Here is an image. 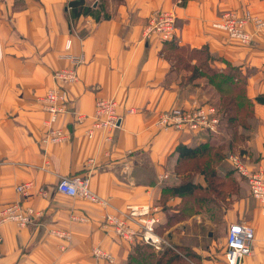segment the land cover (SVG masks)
<instances>
[{"label": "crops", "instance_id": "obj_1", "mask_svg": "<svg viewBox=\"0 0 264 264\" xmlns=\"http://www.w3.org/2000/svg\"><path fill=\"white\" fill-rule=\"evenodd\" d=\"M70 1L0 0V207L18 201L39 212L27 226L8 222L0 227V264H130L139 245L148 246L155 256L172 248L183 257L181 248L191 257L189 263L226 264L224 236L235 222L254 229L251 252L241 264H264V201L251 196L238 173L233 175L238 196L222 214L225 235L219 247L202 239V225L214 223L199 213L168 223V215L177 213L182 200L164 190L180 183L177 172H182L184 161H191L176 149L205 141L219 144L216 138L227 131L219 114V136L155 125L158 113L173 106L214 105L204 101L207 92L201 87L208 84L206 76L186 79L188 71L175 66L167 45L197 53L202 49L208 68L231 67L241 78L242 95L251 105L240 127L248 126L250 134L237 155L248 169H261L264 176V46L257 39L241 43L212 27L231 9H248L264 18V0H81L77 16ZM172 8L174 39H144L150 13ZM90 10L100 19L95 20ZM68 37V52L83 60L76 67L77 79L62 84L52 75L73 67L61 57ZM189 62L194 65L197 60L191 57ZM56 86L67 91L68 111L48 126L42 99ZM109 97H115L122 115L118 127L109 131L111 140L106 141L101 131L87 137L96 100ZM73 112L86 118L77 121ZM50 127L62 129L66 139L46 141ZM229 162L224 158L216 166L219 175L231 171ZM63 177H88L89 189L100 201L59 193L56 185ZM193 181L203 185V174H194ZM25 182L32 183L27 195L16 190ZM141 207L148 211L145 216L127 220L134 231L131 240L121 238L104 220L105 214L125 216L130 208ZM152 215L159 218L154 235L164 239L159 249L141 238L139 219ZM52 228L66 230L69 239L55 236ZM95 246L110 253L113 263L93 256Z\"/></svg>", "mask_w": 264, "mask_h": 264}, {"label": "built area", "instance_id": "obj_2", "mask_svg": "<svg viewBox=\"0 0 264 264\" xmlns=\"http://www.w3.org/2000/svg\"><path fill=\"white\" fill-rule=\"evenodd\" d=\"M90 23V19L87 20ZM212 27L224 32L229 38L236 39L241 43L250 44L256 39L264 46V18L251 13L248 9L226 10L212 22ZM176 34V14L174 9L155 10L150 13L148 23L143 30V38L146 40L157 38L161 41L174 39ZM71 38L65 41L66 53L61 57L70 60L73 67L57 70L53 73L55 81L68 84L77 79L76 67L82 62L80 55L70 54ZM43 103L48 113V126L55 122L56 118L68 111V95L65 88L56 86L47 90L43 97ZM118 102L115 97L100 98L95 102V110L92 123L86 129L87 137L92 138L97 131L104 132V139L111 140L110 132L118 127L122 115L118 112ZM77 121H83L86 116L72 113ZM220 119L217 108L214 105L193 103L190 108L173 106L158 113L155 125L160 129L185 130L188 132L217 133ZM66 139V133L60 128L50 127L46 141L61 142ZM229 161L234 170L245 178L249 186L251 196L259 202L264 201V176L261 169L250 170L243 163L239 155H230ZM164 174L162 178H166ZM31 182L21 183L16 190L24 195L28 194ZM56 190L59 193L79 197L91 202H99L100 198L89 189L88 177L61 178ZM43 194V191H40ZM132 209V210H131ZM128 215L105 214L104 220L111 225L115 233L121 238L131 240L134 231L130 229L127 220H133L134 216L146 215L144 207L139 209L130 208ZM264 213V210H263ZM39 212L32 207H23L18 201L5 204L0 207V227L8 222H13L20 227L27 226ZM83 220V218H79ZM142 223L141 238L144 243L159 249L164 239L154 235V226L158 223L157 216H147L139 219ZM50 232L60 239H69V233L64 229L52 228ZM0 231V241H1ZM254 240V229L247 223H230L225 235L224 261L226 264H241L242 259L250 254ZM63 245V244H62ZM169 245V244H168ZM93 256L113 263V256L98 246L92 249Z\"/></svg>", "mask_w": 264, "mask_h": 264}, {"label": "trees", "instance_id": "obj_3", "mask_svg": "<svg viewBox=\"0 0 264 264\" xmlns=\"http://www.w3.org/2000/svg\"><path fill=\"white\" fill-rule=\"evenodd\" d=\"M69 5L72 8L74 16H77L82 10L81 0H72L69 2ZM90 12L93 14L95 20L100 19L99 15L95 13L94 10H90ZM167 46L169 47L168 53H172L176 49H183L172 43H168ZM200 51L203 50L201 49L199 52ZM195 66L192 71L193 75H195L197 69L201 70L198 65ZM206 71L208 74L212 73L213 75L212 77L210 76V78L206 77L208 84L212 85V81L215 79L213 77L218 75V70L207 68ZM218 77L220 80L215 85L218 94V102L215 104V107L217 108L220 119H222V122L227 127V130L231 131L234 130L235 124L237 128L240 127L239 121L241 117H244L245 122L248 118L247 116H250L251 103L242 95L241 78L233 69ZM221 148V146L211 145L207 141L200 142L192 147L181 145L177 147L176 150L180 157L190 159L191 161H184L182 172H177L181 176L180 183L175 186L166 187L164 190L163 194H177L182 200L177 213L168 215V223L181 221L199 213L202 201H205L208 196L212 198V201H215V204L224 206L228 205L234 199L233 195L238 193L239 189V184L233 176L235 173L227 171L224 175H219L215 169L224 159ZM197 172L204 176L203 185L194 183L193 181V176ZM197 193L204 196H198ZM180 250L182 251L183 257L172 248H164L155 256L148 246L139 245L130 256L129 261L130 264H169L177 259H182L183 261L186 259L188 261L190 259L189 255L181 248Z\"/></svg>", "mask_w": 264, "mask_h": 264}, {"label": "rangeland", "instance_id": "obj_4", "mask_svg": "<svg viewBox=\"0 0 264 264\" xmlns=\"http://www.w3.org/2000/svg\"><path fill=\"white\" fill-rule=\"evenodd\" d=\"M191 57L196 58L197 60L196 64L194 65L190 64L189 60L191 59ZM170 58L178 69L185 68V70L188 71L185 74L186 79H191L196 76H206L208 78H210V76L211 77L213 76L212 73L208 74V72L206 71L208 68V65H207L208 59H207V54L204 51H200L197 53L188 48L176 49L175 51L170 53ZM195 65H198V67L201 68V70L197 69L195 75H193L192 71ZM214 70L217 71V69H214ZM230 70H232L231 67H223L222 71L218 70L217 71L218 75L213 77L215 79L212 81V85H208L204 83V85L201 87V90H206L207 92V95L205 96L204 101L211 102L214 105L217 104L218 94L215 89V85L220 80L218 76L224 75V73H227ZM242 124L243 126H245L244 117H241L239 121V126H241ZM234 127H235L234 130H231V131L223 130L224 133H222V135H220L222 131H219L217 135L218 136L220 135V136L216 138V143L220 142L217 145H219V147L220 146L222 147L221 148L222 154L224 158H227L228 162H229L230 155L239 154V151L242 149L241 147L243 146L244 141L247 139L248 135L250 134V129L248 128V126L246 129H243L241 127L237 128L235 124ZM231 171L237 174V172L234 170L232 166H231ZM197 195L204 196L199 193H197ZM236 196H238V193L233 195V197H236ZM201 205L202 206H200L199 214H201L202 217L207 218L214 223L212 226L202 225L201 227L202 239L204 240V242L205 240H209V241L213 240L214 241L213 243L214 244L217 243L219 247L220 243H222L223 236L225 235L223 233V229L221 225L222 216H223L222 214L225 211L226 206H229L230 203L225 206L221 204L217 205L215 204V201H212V198L208 196L205 201H202ZM209 232L211 233V235H208ZM214 244H213L214 248H217ZM185 253L188 254V252H185ZM169 264H190V263L186 259H184V261L182 259H177L175 261H172Z\"/></svg>", "mask_w": 264, "mask_h": 264}]
</instances>
